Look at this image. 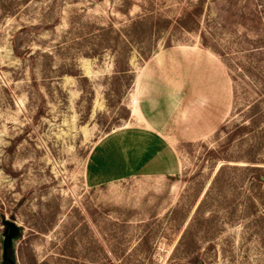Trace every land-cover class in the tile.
I'll return each mask as SVG.
<instances>
[{
	"label": "rangeland",
	"instance_id": "obj_1",
	"mask_svg": "<svg viewBox=\"0 0 264 264\" xmlns=\"http://www.w3.org/2000/svg\"><path fill=\"white\" fill-rule=\"evenodd\" d=\"M5 220L14 264H264V0H0V264Z\"/></svg>",
	"mask_w": 264,
	"mask_h": 264
},
{
	"label": "water",
	"instance_id": "obj_2",
	"mask_svg": "<svg viewBox=\"0 0 264 264\" xmlns=\"http://www.w3.org/2000/svg\"><path fill=\"white\" fill-rule=\"evenodd\" d=\"M3 226L4 233L2 240V262L4 264H14L13 261L8 258V252L11 248L12 241L17 237L19 233V228L15 223L7 220L3 221Z\"/></svg>",
	"mask_w": 264,
	"mask_h": 264
},
{
	"label": "crops",
	"instance_id": "obj_3",
	"mask_svg": "<svg viewBox=\"0 0 264 264\" xmlns=\"http://www.w3.org/2000/svg\"><path fill=\"white\" fill-rule=\"evenodd\" d=\"M212 121V120H211ZM207 125H209V124H207ZM152 129V131L154 132V133H156V134H158L159 136H160V138H162L163 140H169L170 138L169 137H166V136H164V135H162L156 128H154V127H151ZM155 129V130H154ZM204 134V133H203ZM169 138V139H168ZM171 139H173V137L171 138Z\"/></svg>",
	"mask_w": 264,
	"mask_h": 264
},
{
	"label": "trees",
	"instance_id": "obj_4",
	"mask_svg": "<svg viewBox=\"0 0 264 264\" xmlns=\"http://www.w3.org/2000/svg\"><path fill=\"white\" fill-rule=\"evenodd\" d=\"M260 181H261V179H260ZM20 231H21V229H19V233H18V235H17V237L16 238H19V236H20ZM11 253H12V251H11ZM8 254V258L11 260V261H13L14 262V259H12V254ZM7 264H9V263H7Z\"/></svg>",
	"mask_w": 264,
	"mask_h": 264
}]
</instances>
